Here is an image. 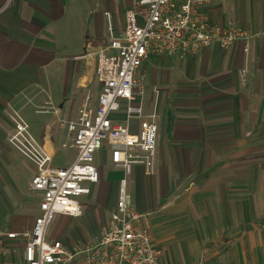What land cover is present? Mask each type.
<instances>
[{"label":"crops","instance_id":"obj_1","mask_svg":"<svg viewBox=\"0 0 264 264\" xmlns=\"http://www.w3.org/2000/svg\"><path fill=\"white\" fill-rule=\"evenodd\" d=\"M0 8V230L23 232L39 215L41 192L31 188L35 164L9 142V113L26 118L54 165L72 164L77 151L63 147L69 132L62 121L77 118L88 93L96 98L98 52L110 43L111 25L115 35L123 33L126 9L106 8L94 21L72 0H0ZM262 20L261 30L243 21L255 34L248 50L237 42L186 58L151 55L157 64L148 69L149 56L139 70L145 85L138 102L158 125L157 152L154 173L135 166L128 191L135 207L151 216L164 264H264ZM119 116L124 120V111ZM138 124L134 118L132 127ZM58 154L64 164H55ZM104 163L113 166L109 154ZM104 165L82 199L84 211L95 193L101 195L107 218L121 179L109 186L117 196L109 202L98 187ZM0 242L2 264H25L20 239Z\"/></svg>","mask_w":264,"mask_h":264},{"label":"built area","instance_id":"obj_2","mask_svg":"<svg viewBox=\"0 0 264 264\" xmlns=\"http://www.w3.org/2000/svg\"><path fill=\"white\" fill-rule=\"evenodd\" d=\"M129 1L123 33L115 35L111 25L110 43L98 52L96 98L88 93L77 118L62 121L69 132L63 147L77 151L72 164L54 165L53 156L28 122L18 112L10 113L13 129L9 142L35 164L31 188L41 192L39 215L30 229L0 230V240L18 238L23 242L25 264H164L153 239L151 216L135 207L128 191L127 177L135 166H142L145 175L154 173L157 152L158 125L145 118L143 105L137 101L143 93L139 70L151 55L186 58L214 45L226 50L237 42L248 50L255 37L242 21L213 17L210 6L223 0ZM134 118L139 119L136 129L132 127ZM104 149L111 164L125 174L116 205L86 240L49 239L47 232L56 215H82V198L100 179L96 157ZM5 252V244L0 242V255Z\"/></svg>","mask_w":264,"mask_h":264},{"label":"rangeland","instance_id":"obj_3","mask_svg":"<svg viewBox=\"0 0 264 264\" xmlns=\"http://www.w3.org/2000/svg\"><path fill=\"white\" fill-rule=\"evenodd\" d=\"M7 0H5L6 2ZM75 1L79 6V9L85 11V16L91 13L93 15L94 21H97L98 18L102 16V13L106 8L117 9L120 5L122 9H126V4L118 3L116 0H72ZM121 2V1H119ZM248 4V10L245 8ZM1 9V8H0ZM264 1L263 0H223L221 2L214 3L210 6L209 11L213 15V17L219 21L222 20H237L244 21L249 24V26L254 29L261 30L262 18H264ZM264 24V23H263ZM257 31H255L256 33ZM156 56H151L147 63L148 69H151L153 66L157 64ZM144 69V68H143ZM141 73H139L140 75ZM142 79V74L140 75ZM145 82L143 80V89ZM143 91V90H142ZM91 93V92H90ZM138 99L141 100V95L138 94ZM11 113V112H10ZM9 113V117H10ZM25 114H31L30 111L25 110ZM45 116V115H43ZM26 119V118H25ZM10 120V118H9ZM5 125V124H4ZM6 126V125H5ZM7 134L10 133V125L6 126ZM9 136V134H8ZM108 152L106 149L100 152V155L97 157L98 165H104V156L107 157ZM65 158H60L59 154L55 156L54 162L55 164H64L63 161ZM104 163V164H103ZM102 172H104V181L99 184V189H102V192L106 193L107 197H109V202L114 200L116 196V190L112 193L109 192L108 188L112 184L118 182L122 177H124L123 172L120 169H116L110 165H104L102 168ZM118 193V192H117ZM27 200L25 206L31 205L32 201ZM101 195L98 196V193L94 194L88 201V205L83 211L82 215L72 218L67 217L65 215L58 214L52 225L48 229V237L52 239L64 237L62 239L67 241H80L86 240L91 233L96 231L101 226L100 217L104 216L103 223L106 220V216L102 211L100 206L101 204ZM37 200V197H36ZM92 222V225L90 222ZM95 222V223H94ZM102 223V224H103Z\"/></svg>","mask_w":264,"mask_h":264}]
</instances>
